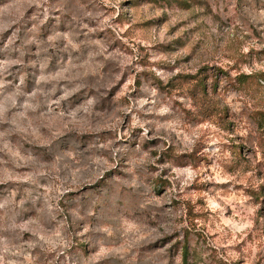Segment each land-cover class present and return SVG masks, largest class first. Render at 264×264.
<instances>
[{
	"label": "rangeland",
	"instance_id": "obj_1",
	"mask_svg": "<svg viewBox=\"0 0 264 264\" xmlns=\"http://www.w3.org/2000/svg\"><path fill=\"white\" fill-rule=\"evenodd\" d=\"M0 264H264V0H0Z\"/></svg>",
	"mask_w": 264,
	"mask_h": 264
},
{
	"label": "trees",
	"instance_id": "obj_2",
	"mask_svg": "<svg viewBox=\"0 0 264 264\" xmlns=\"http://www.w3.org/2000/svg\"><path fill=\"white\" fill-rule=\"evenodd\" d=\"M248 77V75H241L240 77H238L237 79L242 83L244 84L245 83V79Z\"/></svg>",
	"mask_w": 264,
	"mask_h": 264
}]
</instances>
